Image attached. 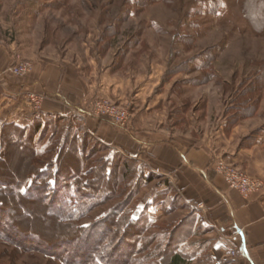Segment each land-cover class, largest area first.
Instances as JSON below:
<instances>
[{
	"label": "rangeland",
	"instance_id": "1",
	"mask_svg": "<svg viewBox=\"0 0 264 264\" xmlns=\"http://www.w3.org/2000/svg\"><path fill=\"white\" fill-rule=\"evenodd\" d=\"M0 45L8 54V64L19 54L34 68L47 63L59 64L62 71L68 65L77 68L85 82L96 83L98 88L88 108L106 100L124 108L130 115L127 125L135 128L138 137L157 139L163 128L176 127L183 136L193 132L203 139L210 133L207 142L223 150L235 148L241 137L249 138L264 128V0H0ZM34 68L29 75L7 82L11 86L0 82V94L12 98L13 87L20 89L18 93L26 90L21 85L34 78ZM168 83L174 98L165 95L159 99H165L167 114L174 115L173 120L157 115L155 101L147 111L149 95L161 92ZM15 97L28 105L22 95ZM252 106L257 113L248 117L254 112ZM12 107L9 104L0 116H9ZM247 110L249 113L244 114ZM39 116L21 123L0 118V182L11 192L28 174L30 186L39 181L40 171L47 169L46 179L49 174L55 179L38 183L49 185V199L57 194L64 199L65 206L77 212L74 217L79 212L82 216L85 200L88 205L100 203L107 193V202L90 209L75 224L105 226L111 212L122 209V217L113 218L105 238L113 239L111 246L117 245L112 264L130 260L127 254L136 246L132 242L139 233L123 221L127 212L139 218L148 211L152 228L140 236L153 238L154 243L143 250L140 245L145 244L138 242L137 253L126 264H162L160 254H165L162 252L167 246L163 238L171 231L172 219H161V206L154 203L158 175L148 154L127 149L124 133L111 127L105 133L113 136L110 130L115 131L120 143L107 142L109 137L99 139L101 133L89 126L94 118L85 121L76 113L69 117L58 113ZM227 116L232 118L229 123ZM37 119L43 125L29 141L38 153L34 155L24 142ZM240 119L232 141L220 137L223 125L228 132L227 126L231 128ZM99 120L113 125L106 118ZM113 126L122 131L127 128ZM197 139L193 142L202 145ZM16 140L25 147L15 145ZM108 160L114 179L95 184V193L82 191L81 200L77 183L90 190ZM75 175L79 180H67ZM251 177L260 184L253 196L263 195L264 175ZM145 180L154 182L145 187ZM10 192L0 193V232L14 243L20 242L22 249L0 239V264H54L44 254L31 250V245L39 244L34 236L30 240L21 232L40 235L49 244L77 239L75 243L83 252L94 244L75 231V225H61L49 217L42 203L17 200ZM172 207L175 205H166L167 210ZM147 257L151 259L144 262Z\"/></svg>",
	"mask_w": 264,
	"mask_h": 264
},
{
	"label": "crops",
	"instance_id": "2",
	"mask_svg": "<svg viewBox=\"0 0 264 264\" xmlns=\"http://www.w3.org/2000/svg\"><path fill=\"white\" fill-rule=\"evenodd\" d=\"M3 49L0 45V69L7 67L9 63L8 54ZM25 84L21 86L50 97L44 103L41 115L58 113L69 117L71 113L83 112L88 108L91 96L98 92L96 83L85 82L77 68L68 65L62 71L59 64L54 63L37 64L34 78ZM168 85L171 84H166L161 92L149 95L147 111L150 110V103L155 101L154 110L157 115L173 120L174 115L170 117L167 114L165 99H159L165 95L174 98ZM13 90L14 95L19 94L20 89L17 86ZM21 102L15 96L11 98L0 94V111L9 104L13 106L8 109L11 110L9 116L2 115L0 118L21 123L39 116L28 112L27 105ZM256 113L255 110L249 117H254ZM226 119L229 123L232 118L227 116ZM92 121L89 126L93 132L101 133L99 139L104 141L109 137L107 142L120 143L115 133L117 130V133H124L126 140L123 143L127 149L135 153L142 150L148 154L157 169L156 195L168 193L170 197H178V204L175 203L177 205L171 212L164 213L160 209L161 219H172V244L177 247L173 256H179L183 264H264V194L253 196L251 200L244 199L237 191L231 190L224 178L212 167L213 162L222 157L251 176L264 175V128L249 138L241 137L235 148L226 147L220 150L213 146L212 141L207 142L210 133L201 139V136L195 137L193 132L183 136L176 127H165L158 132L156 139L148 135L138 137L135 128L129 125L122 131L99 119L94 118ZM236 122L232 123L231 128L227 126L228 132L224 131L223 125L219 131L220 137L225 136V140L232 141L236 135L233 130L239 124ZM107 127L114 128L115 131L110 130L113 136L105 133ZM197 138L202 140V145L193 142L198 141ZM148 182L154 181H147L145 187H148ZM200 204L206 206V214L198 209ZM221 228L229 236L236 230L243 229V236L235 242L237 259H233L230 249L222 245L218 231Z\"/></svg>",
	"mask_w": 264,
	"mask_h": 264
},
{
	"label": "trees",
	"instance_id": "3",
	"mask_svg": "<svg viewBox=\"0 0 264 264\" xmlns=\"http://www.w3.org/2000/svg\"><path fill=\"white\" fill-rule=\"evenodd\" d=\"M253 111H254V107L252 106L251 112H253ZM243 113L247 114L249 112L247 110ZM42 116H49V115H41V117ZM42 125H43V121L37 119L35 121L33 127L28 130L29 132L27 134L26 141L24 142L25 145L28 147V149L30 151H32V153L34 155H37L38 153L36 152V150L31 148L30 143H31V141H33L34 135L40 132ZM26 131L27 130H24L23 132H26ZM28 137H29V139H28ZM29 141H30V143H29ZM14 144L25 147L24 144L19 142V140H16ZM72 149L74 150V148H72ZM67 151L68 150H66L64 152L67 153ZM106 163H107V165H106L105 170L100 171V169H99V171H98L99 173H98V176L96 178L97 182L94 183V186H95V184H99L100 181H103V180H110L111 181V179L113 178L115 172H114V170H110V169H112L111 168V165H112L111 161L108 160ZM100 168L102 169L103 167L101 166ZM45 170H47V169L40 171L39 176H38L39 181L35 180L32 182V184H30V186H28V182L30 180L28 178V176H30V174H28L27 178L23 181V183H20V185L14 186L11 192H10V190H8L7 184L0 182V193L10 192V193H12L13 196H15L17 198V200H21L22 198L23 199L26 198L28 200L35 201L37 203H42L44 205L43 210L46 211V213L49 217H54L58 221V223L61 225H65V224L75 225V227H77L75 229V231L77 230V231L85 234L86 237L88 238V241H91V242L93 241L94 244L86 246V250H85V252H83V251H79L80 248H79L77 242L75 243V241H77V239L76 240L70 239L67 241L59 240V241H56L52 244H49L46 241H44L40 235H32V234H26L24 232H21L22 236L25 235L24 237H26L30 240L32 239L31 237L34 236L33 239L39 241V244L37 246L31 245V247H32L31 250L38 251L39 253L44 254L54 264H112L113 262L110 261V259H113L115 251H117V245L111 246V242H113L112 241L113 239H111V241L109 240L110 241L109 242V241H106L105 238H107L106 233L109 232L108 230L111 231V229L109 227H111L114 223L113 218L119 219L122 217L121 216L122 209L113 210L111 212V214L109 215L110 217L107 218L108 221L105 222V226L102 225L103 224L102 223L101 225H93V226H89V227H82V226L78 227L75 223L77 221L82 220L81 218H84L85 214L90 209L100 205L101 203L107 202V200L109 199L108 198L109 196L107 195V193L103 194L101 192L103 194V197H102L103 200L100 203L92 202V204L88 205V202L86 200L83 203L81 202L82 205L84 206L83 214H82L83 217L81 216V212H79L77 217L76 216L74 217V215L77 214V212H75V210L70 209L69 206H65V200L64 199L62 200V198H59L58 194L55 196V198L49 199L50 192L47 190L48 189L47 187H49V185L43 186L42 184L38 183L40 181H41V183H43L46 180L55 179L50 174H49L48 179H46L47 178V176H46L47 172H45ZM91 173L92 172L90 171L87 174V176L89 174L91 175ZM32 174H35V173H32ZM76 175H80V174L76 173ZM76 175L68 178L67 180H71V179L73 180V179L77 178ZM77 180H79V178H77ZM56 182H57V180H56ZM77 184L79 185L77 191L79 192L80 195H81L82 191H85L83 193H90V192L95 193L96 191H98L96 186L95 187L93 186V187L96 188L97 190L93 189V187L91 186L90 187L91 189L87 191V190H84L83 187L80 186L79 183H77ZM85 185H88V184H85ZM47 192H48V194H47ZM110 192H112V191L110 190ZM90 194H92V193H90ZM111 196H112V194H111ZM83 198H84V196L81 195V200H83ZM178 200H179L178 197L175 199V197H170L168 195V193H161L155 197L154 203L159 204L161 206V209L163 208L162 209L163 212L166 211L168 213V212H171L175 207L174 208L172 207L169 210H167L166 205L171 203V204H174L176 206L178 204L177 203ZM175 203H177V204H175ZM126 206H127V204H126ZM44 211H42V212H44ZM123 221H125L127 223L126 225L128 226V228L134 227L138 230V233H139V235L137 234L136 236H134V239L132 242L133 244H136L135 247H132L133 252H130L127 254L128 259L130 258V260H127L126 262H122V264H126L129 261H131L132 256L135 253H137L138 242L142 241L145 244V246H143V244L140 245L143 248V250L146 249L149 244H153L154 242H153V238H146L145 236H143V237L140 236L141 235L140 233H143V235H144L145 233H147V231L149 229L152 228V226H151L152 225V218L148 214V211L144 212L139 218H133L131 216V214L128 215V212H127V216L124 218ZM100 226L104 227L102 229V231L99 230ZM97 230L100 231L101 233L104 232L105 234L104 233L101 234ZM17 231H18V229H17ZM2 233L0 232V239H3V240L7 239L9 242L14 243V241L10 238L9 235L7 237H5L4 235H2ZM163 239L165 240V243L167 246L165 248V251L162 252V253L165 252L166 255L160 254L162 256V259H163L161 263L162 264H183V262L179 256H173V254L177 251V247H174V245L172 244L171 231L169 233H167ZM103 243L105 244V246L98 248V246L100 244L103 245ZM14 245L16 248L20 249L21 248L20 245H22V244L20 242H18V243H14ZM156 250L158 251L160 249L157 247ZM167 254L170 256V258L166 259L167 260L166 261L165 257L168 256ZM79 259H81V260H79ZM149 259H151V258L147 257L144 260V262H146Z\"/></svg>",
	"mask_w": 264,
	"mask_h": 264
},
{
	"label": "built area",
	"instance_id": "4",
	"mask_svg": "<svg viewBox=\"0 0 264 264\" xmlns=\"http://www.w3.org/2000/svg\"><path fill=\"white\" fill-rule=\"evenodd\" d=\"M33 68L34 66L30 61L23 60L19 54L15 55L7 67L0 69V82L7 83L13 78L25 77L33 71ZM17 95H22L26 99L28 112L34 115L42 114L44 103L50 98L48 94L36 92L33 89L23 90ZM78 116L85 121H87V118H106L113 125L123 129L127 126V121L130 118L127 110L112 104L110 100L99 102L95 108H87L83 112H79ZM212 167L218 175L224 178L229 188L237 191L244 199L249 200L255 193L259 192L260 184L257 180L253 179L241 168L228 163L224 158L216 159ZM197 207L203 214L207 213V208L204 204H200ZM218 231L224 248L230 249V256L233 259H237L238 250L235 242L243 236V229L236 230L232 236L226 234L223 228Z\"/></svg>",
	"mask_w": 264,
	"mask_h": 264
}]
</instances>
